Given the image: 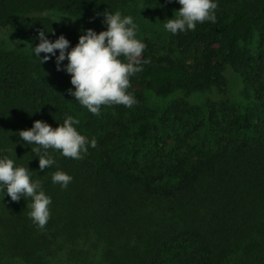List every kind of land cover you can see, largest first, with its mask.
<instances>
[{
	"label": "trees",
	"instance_id": "1",
	"mask_svg": "<svg viewBox=\"0 0 264 264\" xmlns=\"http://www.w3.org/2000/svg\"><path fill=\"white\" fill-rule=\"evenodd\" d=\"M215 2L214 23L173 35L163 22L175 0H0V155L52 200L40 228L30 198L0 195V264H264V0ZM106 11L132 16L146 48L128 89L137 103L97 116L67 94L55 58L41 64L31 47L52 31L70 51L82 30H107ZM230 72L243 103L194 102L227 96ZM67 116L96 145L80 160L49 149L55 164L41 171L18 133ZM58 170L73 177L67 188L52 182Z\"/></svg>",
	"mask_w": 264,
	"mask_h": 264
},
{
	"label": "clouds",
	"instance_id": "2",
	"mask_svg": "<svg viewBox=\"0 0 264 264\" xmlns=\"http://www.w3.org/2000/svg\"><path fill=\"white\" fill-rule=\"evenodd\" d=\"M175 2L181 5L180 9L175 11V17L163 22L164 29L173 35L195 30L198 23L216 21L215 0ZM102 16L107 30L99 34L93 29L82 30L78 43L70 51V41L64 35L54 42L49 40L48 33L55 35L52 31H40L38 45L31 47L33 58L41 64L55 58L56 70L64 71L71 77L73 87L67 90V94L97 116L101 106L115 104L131 108L137 103L128 89L131 87L130 78L143 71L139 58L146 48V44L137 38L138 25L132 16L122 15L120 11H106ZM41 53L45 54L43 58ZM65 60L68 63L63 65ZM78 124L79 120L72 116H67L63 124L55 129L47 122L35 121L31 129L19 131L18 142L31 147V152L38 156L40 170L44 171L55 164L49 149L60 151L64 157L80 160L87 154L89 144L95 147L94 139L89 142L77 131L75 126ZM72 179V176L59 170L52 175V182L61 188H67ZM0 195L3 200L7 195L13 202L30 198V218L40 228L48 222L51 197L43 190L41 181L32 178L28 167L17 166L15 159L7 155H0Z\"/></svg>",
	"mask_w": 264,
	"mask_h": 264
},
{
	"label": "rangeland",
	"instance_id": "3",
	"mask_svg": "<svg viewBox=\"0 0 264 264\" xmlns=\"http://www.w3.org/2000/svg\"><path fill=\"white\" fill-rule=\"evenodd\" d=\"M157 27L161 28L163 26L161 23H158ZM4 36H5V32H2L0 34V37L2 38ZM228 79L230 81V92L227 96L219 97L213 93L201 94L197 98H195L194 102L200 103V102L207 101L208 99L211 98V99H216V100H219V99L229 100L231 102H234V103L237 102L240 104L243 103L244 99H243L242 93H243V90L245 89L243 80L241 78H237V76H235L232 72L228 73ZM150 98H151V103L153 105L154 103H159L161 106H165L172 102V99L170 98L166 100H160V99H156V97L151 96V95H150Z\"/></svg>",
	"mask_w": 264,
	"mask_h": 264
}]
</instances>
